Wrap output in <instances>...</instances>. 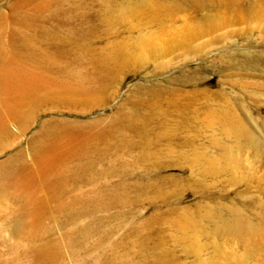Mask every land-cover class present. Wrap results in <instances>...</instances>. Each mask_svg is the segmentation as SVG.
Segmentation results:
<instances>
[{
  "label": "rangeland",
  "instance_id": "rangeland-1",
  "mask_svg": "<svg viewBox=\"0 0 264 264\" xmlns=\"http://www.w3.org/2000/svg\"><path fill=\"white\" fill-rule=\"evenodd\" d=\"M6 67L0 264H264V0H0Z\"/></svg>",
  "mask_w": 264,
  "mask_h": 264
},
{
  "label": "bare ground",
  "instance_id": "bare-ground-1",
  "mask_svg": "<svg viewBox=\"0 0 264 264\" xmlns=\"http://www.w3.org/2000/svg\"><path fill=\"white\" fill-rule=\"evenodd\" d=\"M0 83L4 86V88L9 87L10 90L14 92L13 94L15 95V98L17 97L18 99L26 98L33 91L32 86H31V79H30V76L28 75V69H25L24 67L19 68L17 72L13 71L12 69L8 67L4 68L2 72L0 73ZM230 129H231L230 131H232L233 133H243L244 132L243 128L237 122L233 123ZM13 171H14V168L10 171V174ZM3 175H2L3 179L1 182H2V185L4 184L6 187L7 185L6 179L7 178L9 179V175H4V176ZM3 189H4V186H3ZM4 191L6 190L4 189L3 192ZM3 192L0 193V195L1 194L3 195L4 194ZM235 218H233L234 221L232 223H229L226 226L223 224L224 228H226L225 230H228L230 233H232L235 236H240V238L243 237L246 240H250L254 236H258L260 230L254 224L248 221V219L246 220L240 216L238 217L236 216Z\"/></svg>",
  "mask_w": 264,
  "mask_h": 264
}]
</instances>
